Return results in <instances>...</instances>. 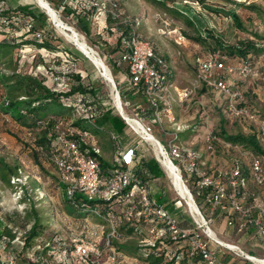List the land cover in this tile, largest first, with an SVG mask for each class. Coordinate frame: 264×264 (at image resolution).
I'll list each match as a JSON object with an SVG mask.
<instances>
[{
  "label": "rangeland",
  "instance_id": "374dc122",
  "mask_svg": "<svg viewBox=\"0 0 264 264\" xmlns=\"http://www.w3.org/2000/svg\"><path fill=\"white\" fill-rule=\"evenodd\" d=\"M116 1L130 19L131 28L140 38L148 40L153 45L157 53L164 57L167 66L173 73V84L166 95L175 100L171 104L174 120L179 122V118L185 116L188 118L195 114L196 119H193V122L197 124V115L203 109L206 112L207 120L198 131L202 134V138L211 128L219 133L220 130H223L228 135H246L245 125L222 120L211 106L214 94L211 95L197 81L196 59L206 56L212 47L218 46L212 39L207 38L209 34L225 47L236 48L241 46L243 42L250 41L257 44V48L264 52V0H203L206 7L223 11H236L243 25V31L236 29L231 20L222 13L209 11L196 0H166L174 7H186L189 11L191 10L189 16L197 24L201 35L188 27L182 19L173 17L164 9L158 8L150 2L144 0ZM251 6H255V9H248ZM3 8L5 9V6ZM67 13V11L62 13L60 20L84 38L86 45L105 63L112 75L113 60L117 58V54L113 50L115 38L109 30L112 23H104L103 25L108 24L106 29L102 27L97 29L92 22L93 17H89V21L85 19V16L80 15L71 19L68 18ZM0 14V42L2 40H17L16 42L19 44L18 47L14 48L10 61L7 60L0 65L1 73L11 74V71L14 70L21 75H30L41 80L46 87L59 92L63 85L57 84V78L66 71H71L67 77L76 75L78 72L85 78V83L93 81L100 89L98 98H100L101 105L98 104V110H104L108 107L116 110L112 99L114 89L112 91L91 62L74 45H71L72 43L64 39L49 17H46L42 41L46 40L51 46H55L58 50L56 52L37 46L33 35L25 29L23 18L18 16L15 18L13 17L15 15L11 14L6 16L7 13H2V11ZM89 14L91 13L89 12ZM186 35L191 38H201L202 42L187 39ZM207 42H210L211 46H208ZM73 79L71 81L66 80V82L70 84ZM114 84L118 91L116 83ZM184 89H191L192 94L186 101L179 103L177 96ZM3 94L4 91L0 87V103L3 100ZM246 96L250 98L251 92L246 93ZM255 97L252 95V98ZM119 99L127 116L143 118L133 103L122 99L120 96ZM88 100L95 103L92 98H88ZM151 127L154 137L164 136L162 142L158 141L163 147H166L168 136L167 134L164 135L163 132L170 133L173 128L167 118L162 117L160 123L156 122ZM31 139L32 133L0 113V160L19 174L18 179H10L9 187L0 183V219L14 234L13 241L10 243L3 241L0 247V264H5L6 261L14 262V259L12 260L14 254H12L11 248L14 243L22 246L34 217L38 219L36 231L40 234L33 240L31 248H25L22 251L19 247L22 257L33 262L40 257L50 264H55V262H57L56 264L60 262L62 264H78L74 255L75 246L82 242H93L96 244L98 255L93 256L92 261L94 264H102L105 255L109 252L105 247V241L113 233L114 228L116 234L114 231V236L110 238L112 250L118 251L116 245L120 244H128L130 247L139 249L138 240L141 233H144L143 228L140 233L133 231L128 234V230L131 228L123 225L122 220V223H119L121 226L116 227L114 221H99L90 216L81 218L66 211L65 203L61 198L63 190L58 186L60 175L43 158L38 160L36 164L32 155L35 146ZM194 141L198 144L201 143V135L197 134ZM145 149L148 155L153 154L152 147L145 146ZM241 160L246 165L249 164L248 157L242 156ZM173 162L177 166L176 161ZM181 176L184 180L182 173ZM13 182L15 183L13 184ZM158 185L163 197L162 200L158 201L159 203L165 201L166 205H174L176 209L188 212L184 201L173 191L166 174ZM185 185L188 190L192 191L190 184L185 183ZM119 209L120 207H114L117 213ZM118 217L120 220V216ZM130 257L125 256L122 261L116 264H130L133 261Z\"/></svg>",
  "mask_w": 264,
  "mask_h": 264
},
{
  "label": "built area",
  "instance_id": "2783aa9c",
  "mask_svg": "<svg viewBox=\"0 0 264 264\" xmlns=\"http://www.w3.org/2000/svg\"><path fill=\"white\" fill-rule=\"evenodd\" d=\"M78 6L87 11L107 13L115 28L120 25L132 27L130 19L116 0H79ZM3 7L4 5L0 4V11L4 10ZM24 23L27 30L32 29L30 19H26ZM33 37L40 39L41 34L34 32ZM119 44V61L127 70V76L120 88L141 89L154 110V119L151 121L131 117L141 126V133L136 132L126 120L125 123L142 142L152 145L151 142L155 141L161 144L154 137L151 126L156 122L160 123L162 117L167 118L173 128L167 133L166 147L161 144L162 148L172 162L176 161L179 173L183 174L184 183L202 193L205 210H200L189 190L201 221L198 223L188 211L196 229L181 227L166 207L152 198L149 183L142 181L132 172L133 166L138 164L134 149L116 153L112 163L113 170L104 176L95 158L79 149L74 140L76 133L71 126L57 134L56 145L59 153L52 157L54 167L61 172L65 180L66 194L72 197L79 193L88 201H111L120 206L119 216L124 224L143 226L145 238L140 242L142 246L155 249L168 241L178 245L179 249L186 246L188 255H199L203 264H234L233 261L218 258L217 251L221 248L240 258V264H264V259L245 254L237 245L219 241L210 228L214 215L219 212L230 217L228 226L237 222V234L242 233L248 225H254L264 237V220L261 219L264 218V204H247L250 199L247 191L248 179L258 188H264V156L245 149L243 145L220 139L211 128L204 135L203 150L214 154L219 147L232 157L224 168L206 170L198 151L179 145L178 135L188 126L177 124L172 116L171 104L175 100L166 94L172 87L173 73L164 57L157 53L148 40L140 38L134 32L128 36L119 33ZM68 73L71 71H66L56 80L57 84L63 85L59 92L68 89ZM195 73L197 81L211 95L214 94L211 106L218 116L222 120L245 125L246 134L253 135L257 145L264 151V56H259L254 61L252 55L230 57L220 50H210L206 56L196 59ZM114 91L119 97L116 86ZM249 91L251 96L247 98L246 93ZM191 94V89H184L178 94V101H186ZM252 95L256 97L252 98ZM197 119L196 127L200 128L206 123L207 115L203 109ZM93 152L99 154L97 148H93ZM242 156L248 157L249 164L242 162ZM245 166L246 173L243 169ZM113 236L114 229L105 241L109 252L102 264H116L124 258L112 250L110 238ZM74 252L78 264H94L92 257L98 255L96 244L93 242H82L75 246Z\"/></svg>",
  "mask_w": 264,
  "mask_h": 264
},
{
  "label": "trees",
  "instance_id": "16d2710c",
  "mask_svg": "<svg viewBox=\"0 0 264 264\" xmlns=\"http://www.w3.org/2000/svg\"><path fill=\"white\" fill-rule=\"evenodd\" d=\"M78 1L79 0H77V2ZM144 1L150 2L154 6L164 9L175 18L182 19L188 27L196 31L198 35H201V31L196 26L197 24H195L193 19L189 16L191 10L189 11L188 8L174 7L167 3L166 0ZM196 1L209 11L222 13L225 15V17H228L231 20V23L236 29L243 31V25L236 11L217 10L216 8L214 9L206 7L203 0ZM254 7L255 6H251L248 9H255ZM73 10L76 17L79 15L85 16V19L88 21L89 17L94 18L99 14L97 11H87L85 9H81L79 6H76L73 8ZM89 12L91 14H89ZM2 13H7L6 16L9 14L15 15L13 17L16 18L18 16L24 20L30 19L32 22V29H25L32 35L34 32H39L41 34L40 39H36L32 36L34 41L37 42V46L39 48L44 47L51 49L55 52L58 51L55 46H51L46 40L42 41V32L47 20L43 13L35 15L33 14L32 10L24 7L14 11V13H11L5 8ZM102 17L103 18H101L95 24L97 29L99 28L98 24L101 21H108L112 23L111 18L107 13H104ZM106 28L107 26L104 29ZM85 30L87 29L85 28ZM109 30L113 33L115 38L113 50L115 51V54H117V58L113 60L112 76L114 83H116L118 87L119 96L122 99L129 100V102L133 103V106H135L136 110H138V112L140 111L139 114L141 113V116L147 121H151L154 119V110L148 104L142 90L132 87L120 88V85L127 76V70L126 66L119 61V55L121 53L119 33H121L123 36H128L132 32H134L136 35L138 34L130 26L120 25L118 28H115L113 23ZM206 34L208 35L209 33ZM186 37L187 39H194L193 41L196 42H202L201 38L198 37L191 38L188 35H186ZM207 38L212 39L218 45L216 47H212V50H220L230 57H247L248 55H252L253 60L255 61L259 56H264L263 50L258 49V45L250 41L243 42L241 46L236 48H230L222 46L221 42L213 38V36L210 34L207 36ZM206 40L208 41V39ZM16 41L17 40H2L0 42V65L5 63L7 60L10 61L14 48L18 47L19 45ZM207 43L209 46L210 42ZM71 79H73V82H70V84L67 83V91L57 92L55 89L52 90L46 87L41 80L33 76L21 75L14 70L11 71V74L0 72V87L4 91L3 100L0 103V113L14 120L21 128H24L28 132L32 133L31 141L35 146L34 150H32V155L36 164L38 163V160H42L41 158H43V160L48 161L54 167V164L52 163V157L56 153H59V149L56 145L57 134L66 127L71 126L76 133L74 140L76 141L79 149L83 153L90 154L95 158V160L101 166L102 174L105 176L113 170V164L109 165L103 162L99 156L93 152V148H96L94 141L95 135L97 133L96 129H104L107 132L105 134H107L114 142L119 141V139L125 141L127 138H135L136 135L132 132V130L125 123L124 119L118 114V112H116V110L114 111L110 107L105 108L104 110H98V104L101 103L100 98H98L100 89L93 81L90 83H85V78H83L78 72L76 75H70L67 77V81H71ZM88 98H92L95 103L89 102ZM97 100L99 101L97 102ZM66 114L68 115L66 116ZM216 136L224 141L243 145L245 149L264 156V151L257 145L253 135H228L223 130H220V133L216 132ZM130 149L132 148L126 150ZM120 152H124V150L122 151L118 148L116 153ZM143 160L144 158H139V163L134 165L132 168V172L139 179L145 181V179H142V177H147L148 175H150L151 179L164 176V173L159 169L155 159L151 158L147 162H144ZM55 170L60 175L58 186L61 190H63L61 198L65 203V209L69 214H75L81 218L89 216L95 217L99 221L110 220L111 222L114 221L116 227L121 226L119 223L122 222L118 217L120 215L121 208L119 209L118 213L114 210L115 206L118 208L120 206L112 203L111 201H88L86 197L79 193H75L72 197H68L66 194L67 186L64 182L65 180L61 172H59L56 168ZM18 176L19 174H17V171L13 170L2 160H0V183L2 185L9 187L10 179H18ZM14 183L15 182H13V184ZM191 193L196 204L200 205V210H205V206L203 205L202 201V193L194 189H192ZM164 203L165 201L163 203L161 202L160 204L165 205L167 211L175 217L171 207L172 205L169 206ZM33 219L34 221L32 226L27 232V236H25L22 246L20 244L14 243V246L11 248V251H13L12 254H14V257H12L14 262L9 263L6 261L5 264H50L40 257H38L35 262L29 260L26 257H22L21 250L23 251L25 248H31L33 246V240L40 234L38 231H36L38 219L37 217H34ZM123 225L131 228L128 230V234H131L133 231H138L140 233L141 229L143 228L141 224L128 225L123 223ZM114 231L116 234L115 228ZM144 238V233H141L138 240V245L140 246L139 249L130 247L128 244H120L116 245L118 251L115 252L118 255L125 257L135 255L138 250H141L143 255L139 259L145 261L147 264H197V261H201L199 255L189 256L186 246H183L181 249H179L178 245H174L167 241L163 245L159 246V248L157 247L152 249L141 245L140 242L143 241ZM13 240L14 234L0 219V247L2 246L3 241L10 243ZM19 247H21V250ZM56 263L57 262H55V264ZM58 264L62 263L60 262Z\"/></svg>",
  "mask_w": 264,
  "mask_h": 264
},
{
  "label": "crops",
  "instance_id": "0c3cea01",
  "mask_svg": "<svg viewBox=\"0 0 264 264\" xmlns=\"http://www.w3.org/2000/svg\"><path fill=\"white\" fill-rule=\"evenodd\" d=\"M46 1L47 5L53 9L56 14L59 16V19L62 15V13L68 12L67 15L68 18H75L76 15L74 13L73 8L78 6L77 0H44ZM0 4H3L5 8L10 11L11 13H14V11H17L20 8H29L32 10L33 14L39 15L40 13H43L46 17L47 13L43 8H39L35 0H0ZM56 6L57 9H56ZM45 11V12H44ZM104 15V13H99L93 18V23L96 24L97 21H99ZM50 18V17H49ZM53 22V21H52ZM108 21H101L99 22V28H105L108 24L103 25L104 23H107ZM180 103V102H179ZM184 105V104H183ZM117 111V110H116ZM118 112V111H117ZM118 114L121 116V114L118 112ZM193 119H196V115L193 114L192 116L186 118H179V122H176L179 125H185L188 126L187 129L183 130L179 133V145L182 148H189L195 151H198L201 155V161L204 163V168L209 171H213L215 169L224 168L226 165H228V162H230V158L227 154H225L221 148L217 147L216 152L214 154H208L203 150V138L202 134L198 133L200 129L203 127H196L197 125L195 122H193ZM197 123V122H196ZM155 124V123H154ZM199 128V129H196ZM197 130V131H196ZM96 135H95V146L99 150V158L111 165L113 163V158L116 154V150H126L129 148H132L135 150L136 156L138 157V163L139 158H144V162H147L151 158L155 159L157 162L159 169L161 172H164L163 168L161 167L160 163L158 162L157 158L154 156V154L148 155L146 153L145 146L152 147V145L144 143L140 140V138L136 135V137L127 138L125 141L120 140L119 141H112L109 136L105 133H107L104 129H96ZM164 135L167 134L166 132H163ZM162 134V133H161ZM201 135V143H196L194 141V137L196 135ZM155 138L162 142V139L164 138L163 135H159L158 137L155 136ZM186 144V145H185ZM153 151V147H152ZM227 160V161H226ZM232 160V159H231ZM142 163V162H141ZM247 166H245L244 173L247 172ZM142 179H145L146 182L149 183L150 186V195L152 198H154L157 202L162 200V193L159 191L158 184L163 179V176L150 178V175L147 177L143 176ZM247 191L249 192L250 199L248 200V206H254L255 205H263L264 204V188H258L255 186L251 180H247ZM159 203V202H158ZM160 204V203H159ZM165 206V205H164ZM171 206V205H170ZM166 207V206H165ZM173 209V213L177 220L180 223V226L186 229H196L195 224L191 220V218L188 215V212H182V210H178L174 207V205L171 206ZM185 213V214H184ZM184 214V215H183ZM255 217H257V214H255ZM230 219L229 216L224 215L223 213H216L213 217V221L210 224L211 230L214 232L216 238L223 242V243H229L234 244L239 247L240 250H242L245 254L253 256L258 259H264V237L259 233V230L254 225H248L244 231L240 234H237L235 232V223L232 226H228L227 222ZM264 220V218H261ZM136 256H131L132 262L130 264H147L145 261L140 260L139 258L143 255L141 250H138L137 253H135ZM218 258L223 261H233L234 264H240V258H236L232 252H229L225 249L219 248L217 251ZM139 259V261H137ZM140 262V263H138ZM197 264H203L201 261H197Z\"/></svg>",
  "mask_w": 264,
  "mask_h": 264
},
{
  "label": "bare ground",
  "instance_id": "6f19581e",
  "mask_svg": "<svg viewBox=\"0 0 264 264\" xmlns=\"http://www.w3.org/2000/svg\"><path fill=\"white\" fill-rule=\"evenodd\" d=\"M35 1L40 9L43 8L46 11L50 19L55 24L58 32L64 37V39L72 43L71 45H74L76 49L91 62V64L99 72L100 76L101 77L103 76L102 78L108 83L109 87L112 90L113 89L112 83H114V81L110 73V70L105 65V63L98 57V55L86 45L84 38L81 35H79L73 28L63 23L59 19V16L56 14V12L47 5L46 1L44 0H35ZM112 93H113L112 99L115 109L134 128L136 132L141 133V126L138 125L136 122H134L133 121L134 119L132 120L131 117L125 114L119 97L116 96L115 91H113ZM151 144L153 147V154L157 158L166 176L170 180L173 191H175L176 195L182 201H184V203L188 208V211L194 216L195 220L199 223L201 219L200 216L198 215V209L191 200L190 192L187 186L185 185L177 166L173 164V162L167 156L161 144L155 141H152Z\"/></svg>",
  "mask_w": 264,
  "mask_h": 264
},
{
  "label": "water",
  "instance_id": "95a60500",
  "mask_svg": "<svg viewBox=\"0 0 264 264\" xmlns=\"http://www.w3.org/2000/svg\"><path fill=\"white\" fill-rule=\"evenodd\" d=\"M47 16H48V14H47ZM103 77V76H102ZM112 87H113V89L115 88V84L114 83H112ZM125 120V119H124ZM190 197H191V195H190Z\"/></svg>",
  "mask_w": 264,
  "mask_h": 264
}]
</instances>
